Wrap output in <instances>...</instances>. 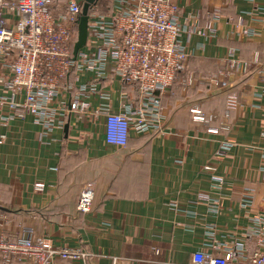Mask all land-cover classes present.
<instances>
[{
  "label": "crops",
  "instance_id": "1",
  "mask_svg": "<svg viewBox=\"0 0 264 264\" xmlns=\"http://www.w3.org/2000/svg\"><path fill=\"white\" fill-rule=\"evenodd\" d=\"M176 1L182 21L202 29L213 22L216 32L212 40L181 37L187 68L162 95L163 132H132L127 146L118 147L106 143L103 119L72 117L68 134L55 130L45 138L49 144L39 142L40 128L30 117L0 127V228L10 237L30 229L35 237L90 254L86 261L56 264H190L212 240L255 246L248 234L253 218L264 214V79L255 68L231 76L227 88L210 77L229 69L232 50L239 61L251 63L258 54L264 62V22L243 16L264 0ZM114 9L113 0H101L95 10L110 18ZM241 15L259 37L233 34ZM185 78L192 81L187 88ZM103 83L112 90L113 112H120L122 90L139 102L134 85L116 78ZM194 105L212 120L194 121ZM224 143H232L229 151L222 150ZM84 187L94 192L86 214L77 210ZM199 195L218 204L201 202ZM248 195L253 202L244 206Z\"/></svg>",
  "mask_w": 264,
  "mask_h": 264
},
{
  "label": "built area",
  "instance_id": "2",
  "mask_svg": "<svg viewBox=\"0 0 264 264\" xmlns=\"http://www.w3.org/2000/svg\"><path fill=\"white\" fill-rule=\"evenodd\" d=\"M114 14L107 18L92 6L89 14L88 38L76 59L74 45L78 37V22L83 2L80 0H0V127L32 118L40 128L38 140L55 130H64L71 118L92 122L104 120L107 144L126 147L133 132L137 135H157L165 129L162 95L172 90L187 68L189 54L183 35H198L212 40L215 24L202 29L189 20L182 21L176 0H113ZM252 21L264 22V2L243 13ZM242 15L233 25V34L251 39L260 33L246 26ZM215 20L219 17L215 16ZM227 71H218L210 82L228 87L231 76L249 74L256 69L264 79V62L259 55L253 61H239L231 51ZM116 78L122 84L134 85L139 102L120 93V112L112 110V90L103 81ZM192 81L185 78L184 88ZM193 120L208 123L199 105L191 109ZM210 133L217 132L210 129ZM264 138V131L262 132ZM5 136H0V145ZM232 143H224L229 151ZM264 158V153H263ZM206 169H212L206 167ZM37 184V189H42ZM94 194L84 188L77 210L90 212ZM198 200L218 204L208 195ZM252 196H246L244 206H250ZM254 226L248 238L255 240L249 248L245 241L228 245L212 240L206 248L192 255L190 264H264V214L253 218ZM212 237L214 233L210 234ZM159 254V250H154ZM90 254L82 249L58 246L46 237H35L32 230L10 237L0 228V260L3 264H56L58 259L84 260ZM113 264H124L115 259Z\"/></svg>",
  "mask_w": 264,
  "mask_h": 264
},
{
  "label": "water",
  "instance_id": "3",
  "mask_svg": "<svg viewBox=\"0 0 264 264\" xmlns=\"http://www.w3.org/2000/svg\"><path fill=\"white\" fill-rule=\"evenodd\" d=\"M98 0H83L82 12L78 22V37L74 45V59L77 58L79 51L85 47L88 38L89 11L95 6ZM69 131V123L66 124L64 132L67 135ZM0 209H3L0 207Z\"/></svg>",
  "mask_w": 264,
  "mask_h": 264
},
{
  "label": "trees",
  "instance_id": "4",
  "mask_svg": "<svg viewBox=\"0 0 264 264\" xmlns=\"http://www.w3.org/2000/svg\"><path fill=\"white\" fill-rule=\"evenodd\" d=\"M100 2H101V0H98L97 3H96V5L98 6L100 4ZM91 8H90L89 14L91 13ZM146 136H151V135H146Z\"/></svg>",
  "mask_w": 264,
  "mask_h": 264
},
{
  "label": "rangeland",
  "instance_id": "5",
  "mask_svg": "<svg viewBox=\"0 0 264 264\" xmlns=\"http://www.w3.org/2000/svg\"><path fill=\"white\" fill-rule=\"evenodd\" d=\"M103 2H104V1H103ZM104 4H105V3H103L102 6H104ZM105 6H106V5H105ZM105 6H104V7H105ZM84 188H86V187H84ZM84 188H83V189H84ZM87 188H89V187H87ZM89 189H91V188H89ZM91 190H92V189H91ZM92 191H93V190H92ZM81 192H82V191H81ZM81 192H80V195H81ZM93 194H94V192H93ZM93 202H94V199H93ZM92 205H93V204H92ZM91 209H92V207H91ZM90 211H91V210H90Z\"/></svg>",
  "mask_w": 264,
  "mask_h": 264
}]
</instances>
